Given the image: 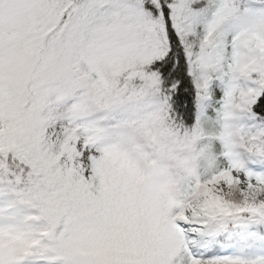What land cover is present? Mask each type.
Instances as JSON below:
<instances>
[{
    "label": "snow or ice",
    "instance_id": "1",
    "mask_svg": "<svg viewBox=\"0 0 264 264\" xmlns=\"http://www.w3.org/2000/svg\"><path fill=\"white\" fill-rule=\"evenodd\" d=\"M0 264H264V0H0Z\"/></svg>",
    "mask_w": 264,
    "mask_h": 264
}]
</instances>
